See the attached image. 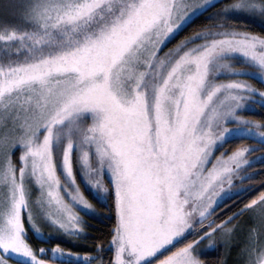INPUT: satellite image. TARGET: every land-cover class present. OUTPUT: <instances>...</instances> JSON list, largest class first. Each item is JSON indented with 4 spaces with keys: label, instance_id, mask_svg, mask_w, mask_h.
Here are the masks:
<instances>
[{
    "label": "snow or ice",
    "instance_id": "6c2138e0",
    "mask_svg": "<svg viewBox=\"0 0 264 264\" xmlns=\"http://www.w3.org/2000/svg\"><path fill=\"white\" fill-rule=\"evenodd\" d=\"M217 3L14 5L22 23H0V264L13 257L17 264H46L49 252L56 264H79V256L59 246L34 251L28 242L29 229L45 243L52 239L41 223L70 238L85 232L80 211L96 210L77 172L98 201L114 197L116 213L109 243L83 257L88 264H204L201 242L213 248L221 233L231 243L233 221L246 213L253 224L241 255L245 264H264V192L227 220L213 219L234 180L254 178L249 154L264 149V124L243 117L250 106L264 108V91L241 79L264 84V36L230 22L237 14L264 17V0H231L210 26L160 55ZM230 138L260 148L214 157ZM255 159L264 163V155ZM189 235L198 238L184 243Z\"/></svg>",
    "mask_w": 264,
    "mask_h": 264
},
{
    "label": "trees",
    "instance_id": "16d2710c",
    "mask_svg": "<svg viewBox=\"0 0 264 264\" xmlns=\"http://www.w3.org/2000/svg\"><path fill=\"white\" fill-rule=\"evenodd\" d=\"M230 2L231 0H219V3H217L215 7L209 8L207 12H204L198 17H194V20L191 24L185 26L175 35L173 39H170L168 42H166V44L161 48L160 55L162 56L170 50H173L176 45L180 43V41L193 36L196 32L201 31L206 26H210L212 21L209 18L214 14L219 13L221 9ZM230 22L238 31L241 30L255 35L264 36V17L251 14H237L230 17ZM199 42L200 41H197V43ZM24 54H26V52L22 53L21 55ZM9 55L13 59L17 58L14 50H11ZM4 56L5 52L3 50V45L0 43V59L4 58ZM236 67L237 70H244V65L239 62H237ZM221 79L223 80V78ZM241 79H246V81L258 91H264V84L260 83L258 79L252 77H243ZM243 117L244 119L264 124V108H261L258 105L250 106L249 109L243 113ZM241 147L260 148L258 144L250 139L240 140L230 138L228 143H225L222 148L214 153V157H218L222 152L227 153L228 155L232 154ZM17 155H19V153ZM261 155H264V149H260L259 151L249 154L248 158L253 161V167L248 168L247 171L251 173L254 178L252 180H245L243 183H241L238 179L234 180L233 187L230 190L232 193L230 195L231 198L228 196L225 197L220 207L216 208L214 219L217 223L227 220L228 217L233 215V213H237L241 208L244 207L245 204L250 203L252 199L257 198L261 192H264V163H261L255 159ZM103 180L105 184H108L107 176L103 177ZM76 181L87 198L95 204L99 214L94 217L87 216L85 234L80 236V238H74L73 241L70 242L58 240L52 237L51 240L45 243L42 239L34 236L32 231L29 229L28 242L35 248V250L40 248L50 250L53 247L59 246L65 252L70 251L71 253L76 254L96 255V247L98 243H103L105 246H107L109 243L112 236V230L116 224L114 197L109 196L103 202L98 201L95 193L90 190L81 179L79 172L76 173ZM249 185L253 186L252 191L240 192L239 194H236L238 189H246L249 187ZM225 186L228 189V186ZM249 214L250 213H246L237 217L233 223L237 222L238 220H246ZM25 228L28 229V225L25 224ZM197 238L198 236L189 235L186 237L184 243L191 242ZM179 246H183V244ZM167 254L168 253H164V255ZM224 257V249L222 245L218 244L214 249L207 250L200 254V258L204 261V264H223ZM42 258L50 262H56L53 258H51L50 252L48 255L43 256ZM111 258L112 254L107 253L105 259L108 260ZM160 258H163V256ZM92 263L96 262L93 261ZM79 264H88V262H79Z\"/></svg>",
    "mask_w": 264,
    "mask_h": 264
},
{
    "label": "rangeland",
    "instance_id": "374dc122",
    "mask_svg": "<svg viewBox=\"0 0 264 264\" xmlns=\"http://www.w3.org/2000/svg\"><path fill=\"white\" fill-rule=\"evenodd\" d=\"M18 2H19V0H0V23H7L9 25H18V24L22 23V21L20 19L19 10L14 7V5ZM239 31H241V30H239ZM242 32H245V31H242ZM228 127H233V126L228 125ZM229 155H231V154H229ZM225 190H228L226 186H225ZM81 191H82V189H81ZM82 193L84 194L83 191H82ZM62 194L65 195L66 201L70 200V197H68L64 193H62ZM231 194L232 193L229 192V195H231ZM33 195L35 196V193ZM84 196L87 198V196L85 194H84ZM225 197H227V196H225ZM92 204L95 207L96 214H87L86 215V214H84L83 211H80V215L85 222L87 220V216H93L94 217V216H97L99 214L98 209L96 208L95 204L94 203H92ZM214 217H213V219H214ZM25 224L28 225L27 222H25ZM235 224L237 225V228H236V231L232 237L231 243H226L225 241L227 240V237L221 233H217L214 237V239L216 241V246H217V244L222 245V247L224 249L225 257H224L223 264H245V258L241 255V250L246 244L248 230L253 224L252 213H250L248 215L246 220H244V221L238 220L237 222H235ZM40 227H41L42 232H44L45 234H51L53 238H56L58 240L70 242V241H73V239H74V238L66 237V236H63L61 234L56 233L54 231V229L52 227H50L49 225H47L46 223H41ZM85 232H86V230H85ZM85 232L82 233L81 236H83L85 234ZM207 244H208L207 240L201 242V244L199 245V249L202 250L200 252V254L207 251V250L214 249L216 247L215 246L213 248H208ZM31 247L34 251H36L33 246H31ZM18 259L19 258H17V257H13L12 259H10L8 261V264H17ZM45 261H46V264H56V262H50L48 260H45ZM92 264H96V263H92Z\"/></svg>",
    "mask_w": 264,
    "mask_h": 264
},
{
    "label": "water",
    "instance_id": "95a60500",
    "mask_svg": "<svg viewBox=\"0 0 264 264\" xmlns=\"http://www.w3.org/2000/svg\"><path fill=\"white\" fill-rule=\"evenodd\" d=\"M74 256H79L81 258V260L79 262H84V260L82 259L83 257L85 256H88V257H94V255H87V254H76V253H72Z\"/></svg>",
    "mask_w": 264,
    "mask_h": 264
},
{
    "label": "flooded vegetation",
    "instance_id": "af4514ba",
    "mask_svg": "<svg viewBox=\"0 0 264 264\" xmlns=\"http://www.w3.org/2000/svg\"><path fill=\"white\" fill-rule=\"evenodd\" d=\"M84 263H87V261H85Z\"/></svg>",
    "mask_w": 264,
    "mask_h": 264
}]
</instances>
